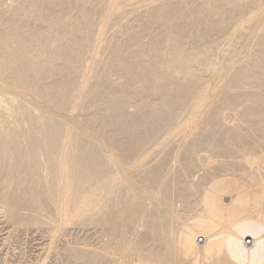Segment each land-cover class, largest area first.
<instances>
[{
  "label": "bare ground",
  "instance_id": "obj_1",
  "mask_svg": "<svg viewBox=\"0 0 264 264\" xmlns=\"http://www.w3.org/2000/svg\"><path fill=\"white\" fill-rule=\"evenodd\" d=\"M1 213L70 264H264V0H0Z\"/></svg>",
  "mask_w": 264,
  "mask_h": 264
},
{
  "label": "rangeland",
  "instance_id": "obj_2",
  "mask_svg": "<svg viewBox=\"0 0 264 264\" xmlns=\"http://www.w3.org/2000/svg\"><path fill=\"white\" fill-rule=\"evenodd\" d=\"M197 174L199 176H201V172H199ZM197 174L195 175V179H197L196 178ZM177 205H178L177 207H178L179 211L182 212V210H184V208H182L183 204L178 203ZM179 206H181V208ZM5 222L7 223L6 218H4V216L1 213L0 214V242L2 241L1 242L2 244L0 243V247H1L0 248V264H32V262H33V264H38V262H37L38 260H39V264H65V263L68 264L69 263V262L65 261L66 259L63 256V250H61L62 249L61 247H63L64 246L63 244H65L66 242L65 243L57 242V246H59L58 252L55 251V249L51 248V246H49V245H51L50 239H52V237H53V235L50 231H48L46 229L42 230V229H36V228L32 229L29 227H20V226L18 227L16 225L12 226V224H9V223L6 224ZM14 227H16V228H14ZM12 231H14L16 234ZM73 232L69 234L70 235L69 237H67V239H69V240H67L69 245H71V244L73 245V243H74L73 246L79 245L77 247H81L82 245L84 246L87 244H89L88 245L89 247H93V245L97 246L98 243H96L97 241L94 240V239H96V237H95L96 235H94L96 233V230L85 231L83 229L82 230L78 229L77 231L74 230ZM83 233H84V235H83ZM71 234H72V236H71ZM75 234H76V236H75ZM50 235H51V237H50ZM74 236H75V238H74ZM86 237H87V239H86ZM101 237L103 240L105 239L104 241H106L107 238L104 235ZM88 240H90V241L88 242ZM3 241L4 242L6 241L7 243L6 242L4 243ZM76 242H77V244H76ZM36 243H37V245H35ZM78 243H80V244H78ZM84 243H86V244H84ZM37 254H39V255H37ZM56 254L59 255L60 257L56 256Z\"/></svg>",
  "mask_w": 264,
  "mask_h": 264
},
{
  "label": "built area",
  "instance_id": "obj_3",
  "mask_svg": "<svg viewBox=\"0 0 264 264\" xmlns=\"http://www.w3.org/2000/svg\"><path fill=\"white\" fill-rule=\"evenodd\" d=\"M199 242L202 243V242H203L202 239H200ZM253 243H254V242H253V239H252V238H248V239L246 240V245H247V246H253V245H254Z\"/></svg>",
  "mask_w": 264,
  "mask_h": 264
}]
</instances>
